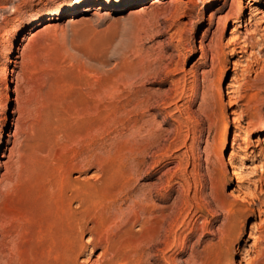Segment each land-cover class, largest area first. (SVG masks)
Listing matches in <instances>:
<instances>
[{
	"label": "rangeland",
	"instance_id": "1",
	"mask_svg": "<svg viewBox=\"0 0 264 264\" xmlns=\"http://www.w3.org/2000/svg\"><path fill=\"white\" fill-rule=\"evenodd\" d=\"M213 1L0 0V264H264V0Z\"/></svg>",
	"mask_w": 264,
	"mask_h": 264
},
{
	"label": "bare ground",
	"instance_id": "2",
	"mask_svg": "<svg viewBox=\"0 0 264 264\" xmlns=\"http://www.w3.org/2000/svg\"><path fill=\"white\" fill-rule=\"evenodd\" d=\"M217 1H219V0H214L213 1V3H216ZM250 1H254V3H258L259 2V0H250ZM211 2V1H210ZM212 3V4H213ZM252 5V4H251ZM249 7V6H248ZM245 8H246V6H244L243 5V1H241L240 2V4H239V14L238 15H236V16H233V18H226V25L227 24H229V23H233V24H235V23H237V22H244V21H246L245 20V16H243V12H244V10H245ZM250 8V7H249ZM219 11H221V9H219ZM227 17V16H226ZM261 20H262V22H264V17L263 18H261ZM260 27H262V25L261 24H259L258 22L255 24V29L253 30L254 32H258L259 31V28ZM220 31H222V26H221V23H219L218 24V26H217V29H216V32H220ZM257 41V40H256ZM257 45H259V44H257ZM253 46H256V44H254L253 43ZM141 94V93H140ZM109 97V96H108ZM110 98V97H109ZM114 99V98H113ZM117 101V100H116ZM114 103V102H113ZM108 108H110L111 107V102H109L108 104ZM120 107V106H119ZM124 108V105L123 106H121V108ZM111 109V108H110ZM114 109V108H113ZM120 109V108H119ZM112 110V109H111ZM110 111V110H109ZM241 145H239V147H240ZM245 151H248L249 150V147L247 146V147H244L243 148ZM231 159V158H230ZM243 166H245L244 165V162H241L240 163V165L239 166H236V167H238L237 169H243ZM246 167V166H245ZM240 172V171H239ZM237 174V173H236ZM244 174V173H243ZM242 174V175H243ZM241 175V174H240ZM238 177H240V176H238ZM244 177V176H243ZM241 178V177H240ZM241 179H243L244 180V178H241ZM250 181V180H249ZM70 182V181H69ZM68 182V183H69ZM67 183V184H68ZM66 184V183H65ZM68 186H69V184H68ZM70 187V186H69ZM69 187H67V188H69ZM71 188V187H70ZM69 190V189H68ZM70 192H72V196H79V193L78 192H76V190H73V189H70ZM81 193V192H80ZM83 194V193H82ZM84 196V195H83ZM82 196V197H83ZM71 197V196H70ZM81 199V205H85V204H88L87 203V201L84 199V200H82V198H80ZM64 201V200H63ZM68 201V200H67ZM65 202L64 204H63V206H62V208H61V210L59 211V220H60V222H59V220L57 221V222H59V228H58V232H57V236H60V238H63V239H65V240H67V241H69L70 242V244H71V241H72V238H73V236H74V227H73V221H72V219H71V214H72V210L70 211L69 209H71V208H69V202ZM63 203V202H62ZM60 206V205H59ZM58 207V206H57ZM84 207V206H83ZM86 207V206H85ZM87 209V208H86ZM91 211V210H90ZM81 214V213H80ZM167 215H164V218H163V221L161 222L162 223V227H164V225L167 223ZM51 220H52V217H51ZM156 221V220H155ZM52 223H53V221H51ZM96 222V221H95ZM54 223H56V221L54 222ZM77 223V222H76ZM159 225V224H158ZM79 226V225H78ZM77 226V227H78ZM83 226V225H82ZM166 227V226H165ZM168 227V226H167ZM165 231H167V229H165ZM54 235V234H53ZM60 240V239H59ZM66 241V242H67ZM66 245V244H65ZM67 246V245H66ZM63 247H64V245H63ZM76 248V247H75ZM74 248V246H70V245H68L67 247H65L63 250H62V252H61V256L62 257H65V258H70L71 256H73L72 254L74 253V251H76V249ZM54 252V251H53ZM59 258V257H58ZM61 261V260H60ZM61 264H63V263H61Z\"/></svg>",
	"mask_w": 264,
	"mask_h": 264
}]
</instances>
